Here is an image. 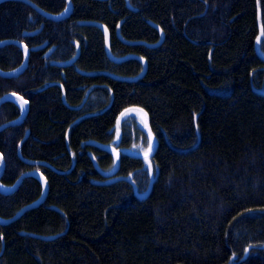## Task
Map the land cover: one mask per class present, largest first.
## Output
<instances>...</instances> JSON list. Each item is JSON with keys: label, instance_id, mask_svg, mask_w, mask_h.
Returning <instances> with one entry per match:
<instances>
[{"label": "trees", "instance_id": "16d2710c", "mask_svg": "<svg viewBox=\"0 0 264 264\" xmlns=\"http://www.w3.org/2000/svg\"><path fill=\"white\" fill-rule=\"evenodd\" d=\"M73 3L0 2V264H264V0Z\"/></svg>", "mask_w": 264, "mask_h": 264}, {"label": "water", "instance_id": "95a60500", "mask_svg": "<svg viewBox=\"0 0 264 264\" xmlns=\"http://www.w3.org/2000/svg\"><path fill=\"white\" fill-rule=\"evenodd\" d=\"M1 1H3V0H0V2ZM25 1L29 2L30 4H32L38 11H40L45 16L50 17V18L61 19V18H64L66 16H69L72 13V11H73V2H72V0H67L68 1V9H67L66 13L65 14H62V15H55L53 13H50V12L46 11L45 9H43L42 7H40L39 5H37L36 3L32 2L31 0H25ZM10 43H16V44L22 46L24 48V51H25L24 60H23L22 64L19 66V68L14 69V70H2V69H0V74H2L4 76H10L11 77V76H17V75L21 74L28 67L29 60H30V48L24 42H21L18 39H12V38L5 39V40H1L0 41V46L6 45V44H10ZM13 95L19 97L21 100H23L24 103L26 102L25 103L24 111H23L22 115L20 116V118L18 120H12L10 122H7V123L1 125L0 126V130L3 127L7 126V125H10V124H13V123H18V122L23 121L25 119L27 113H28V110H29V101L27 99H25L20 94L7 93V94L3 95L2 97H0V106H1V104L3 102H5L6 100H8L10 96H13ZM0 158L2 160V171H3L4 168H5V160H4V158L2 157L1 154H0ZM2 171L0 173H2ZM43 179H44L43 180L44 181V192H43L42 197L39 200H37V202L26 205L16 215H14L13 217H11L9 219H1V217H0V223H9V222L13 221L14 219L18 218L26 210H28V209H30L32 207H35V206L39 205L41 202H44L45 201V199H46V197L48 195V191H49V184H48L47 180L45 179V177H43ZM20 181H21V179L14 185V187H13L12 190H15L19 186ZM0 190H2L1 186H0Z\"/></svg>", "mask_w": 264, "mask_h": 264}, {"label": "bare ground", "instance_id": "6f19581e", "mask_svg": "<svg viewBox=\"0 0 264 264\" xmlns=\"http://www.w3.org/2000/svg\"><path fill=\"white\" fill-rule=\"evenodd\" d=\"M4 1V0H3ZM22 1H24V2H26V3H28V4H30L29 2H27V1H25V0H22ZM32 2H34L33 0H31ZM2 2V1H1ZM72 2H73V0H72ZM34 3H36V2H34ZM37 4V3H36ZM32 7H34L32 4H30ZM38 5V4H37ZM40 6V5H39ZM41 7V6H40ZM35 8V7H34ZM43 8V7H42ZM36 9V8H35ZM43 9H45V8H43ZM67 9H68V1L66 0V6H65V8L61 11V12H59V13H54V12H51V11H48V10H46V11H48V12H50V13H53V14H55V15H62V14H65L66 13V11H67ZM73 9H74V3H73ZM37 10V9H36ZM40 12V11H39ZM41 13V12H40ZM43 14V13H42ZM44 15V14H43ZM45 16V15H44ZM47 17V16H46ZM67 17V16H66ZM66 17H64V18H66ZM47 18H50V17H47ZM51 19H54V20H61V19H63V18H61V19H55V18H51ZM8 39H10V38H8ZM12 39H16V38H12ZM18 40H20V39H18ZM1 41V40H0ZM21 41V40H20ZM21 42H23V41H21ZM10 44H16V43H10ZM18 45V44H17ZM22 47V46H21ZM23 48V47H22ZM23 50H24V48H23ZM30 52H31V50H30ZM24 57H25V51H24ZM74 59L75 58H73V59H70V60H68V61H66L65 63H63L64 65H67V64H70V63H72L73 61H74ZM20 66V65H19ZM19 66L18 67H16V68H14V69H17V68H19ZM29 66V65H28ZM28 68V67H27ZM26 68V69H27ZM1 69V68H0ZM14 69H11V70H14ZM3 70V69H2ZM23 73V72H22ZM21 73V74H22ZM1 76H4V75H2V74H0ZM20 75V74H19ZM18 76V75H17ZM4 77H10V76H4ZM12 77V76H11ZM63 97H64V99H65V102H66V104L67 105H69L68 103H67V101H66V92H65V90L63 89ZM7 93H16V92H7ZM7 93H4V94H2L0 97H2L3 95H5V94H7ZM16 94H19V93H16ZM21 95V94H20ZM23 96V95H22ZM24 97V96H23ZM25 98V97H24ZM25 99H27V98H25ZM28 100V99H27ZM84 100H86V98L84 99ZM6 101H12V102H14V103H16L19 107H20V114L16 117V118H13V119H8V120H6V121H4V122H2L1 124H0V126L1 125H3V124H5V123H7V122H10V121H12V120H18L19 118H20V116L22 115V113H23V111H24V108H25V103L23 102V100H21L19 97H17V96H10L9 97V99L8 100H6ZM29 101V100H28ZM4 103V102H3ZM2 103V104H3ZM1 104V105H2ZM29 107H30V102H29ZM82 106L81 105H79V106H73L72 108H75V109H79V108H81ZM29 111V110H28ZM27 115H28V113H27ZM27 115H26V117H27ZM26 117H25V119L23 120V121H21V122H18V123H13V124H10V125H7V126H5V127H3L1 130H0V132L2 131V130H4V129H6L7 127H10V126H15V125H19V124H22L25 120H26ZM26 134L27 135H29L30 134V131L29 130H27V132H26ZM0 154L2 155V157L4 158V160H5V168H4V170L2 171V160H1V158H0V172L2 171V173H0V186H1V188H2V190H0V192H3V193H13L21 184H22V182L24 181V179L25 178H28V177H34V178H36L39 182H41V184H42V186H43V189H42V192H41V194H40V196L37 198V199H35V200H33V201H31V202H29V203H26V204H24L15 214H13L12 216H10V217H1V219H9V218H11V217H13L14 215H16L20 210H22V208H24L26 205H28V204H32V203H35V202H37V200H39L41 197H42V195H43V192H44V179H43V177H45V179L47 180V182H48V179H47V176L46 175H44L39 169H37V168H32V169H27V170H25L24 172H22L20 175H19V177H17L16 178V180H15V182L13 183V184H10V185H7V184H4V183H2V181H1V179H2V176H3V174H4V172H5V169H6V159H5V156H4V154L0 151ZM54 169H56L55 167H53ZM41 174H40V173ZM24 175V176H23ZM23 176V177H22ZM22 177V178H21ZM21 179V181H20V184H19V186L15 189V190H12L13 189V187H14V185L19 181ZM49 183V182H48ZM47 198V197H46ZM46 200V199H45ZM41 203H43V202H41ZM40 203V204H41ZM39 204V205H40ZM38 206V205H37ZM37 206H35V207H37ZM32 208H34V207H32ZM31 209V208H30ZM29 210V209H28ZM27 211V210H26ZM25 211V212H26ZM25 212H23L18 218H16V219H14L13 221H15V220H17V219H19ZM13 221H11V222H13ZM11 222H9V223H11ZM0 224H7V223H0Z\"/></svg>", "mask_w": 264, "mask_h": 264}, {"label": "snow or ice", "instance_id": "6c2138e0", "mask_svg": "<svg viewBox=\"0 0 264 264\" xmlns=\"http://www.w3.org/2000/svg\"><path fill=\"white\" fill-rule=\"evenodd\" d=\"M25 103H26V102H25ZM151 147H152V146H151V144H149V149H148V152H150V151H151ZM148 152H146V153H145V157H146V159H147V156H148Z\"/></svg>", "mask_w": 264, "mask_h": 264}]
</instances>
